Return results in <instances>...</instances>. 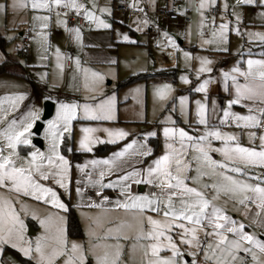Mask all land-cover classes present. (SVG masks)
I'll return each mask as SVG.
<instances>
[{
  "label": "snow or ice",
  "instance_id": "snow-or-ice-1",
  "mask_svg": "<svg viewBox=\"0 0 264 264\" xmlns=\"http://www.w3.org/2000/svg\"><path fill=\"white\" fill-rule=\"evenodd\" d=\"M151 2V0H150ZM218 0H199L196 5V11L201 16V27L204 26V13L208 8H215ZM240 4L259 5L264 7V0H235L233 8ZM131 6V5H130ZM31 8L34 12L41 10L51 13L54 9L64 8L75 10L78 14L83 10V15L86 20L93 21L98 27L108 28L109 24L105 23L100 17L96 16L93 11L88 10L84 3L79 0H12L10 4L0 5V11L7 14L8 10L13 11L20 9ZM97 5L92 4L95 9ZM224 10H227L228 4L225 2L221 5ZM143 11V9H138ZM101 13L108 12L106 7H100ZM182 14V13H181ZM59 15V12L57 13ZM259 15L264 17V11ZM234 18L238 21L240 16L238 13L233 12ZM34 21H39V28L46 29L49 16L34 15ZM223 20V17H222ZM63 23V21H57ZM220 32L213 33V35H220L225 39L226 32L229 30V24L222 22L219 25ZM75 33L76 38H79L80 29H71ZM232 31L238 33L237 28ZM37 37L43 38V46L47 50L46 33L36 32ZM250 38L255 36L264 42V34L262 33H249ZM164 38L167 39L170 45L175 48V41L167 33H164ZM127 39V37H125ZM204 43H209L205 40ZM226 50V49H225ZM57 59L59 60L60 51H56ZM183 56L186 59H191L189 53L184 52ZM45 59L47 57H44ZM200 60V67L197 69L198 73L211 72L212 69L207 65L210 61L207 58H198ZM247 71H241L238 67L231 69L232 73H238L245 78L244 84H236V76H229L225 73L226 79L230 78L236 89L237 98L228 101L229 107L232 104L240 102V98L244 97L255 102L259 99L260 103L264 105V59H248ZM77 69L79 70V60H76ZM61 68L62 65L57 64ZM84 69V88L87 92L95 93L99 90V85L103 80V76L97 72H91ZM184 83L188 80L184 77L181 78ZM208 81L202 82L195 90L197 92H204ZM170 90L169 85H164L158 89L155 95L160 99L166 98L167 92ZM14 106H18L15 102L22 100L23 95H18L10 98ZM182 110L186 101V97L180 98ZM114 97H108L106 100L93 105L88 103L84 104H64L60 103L57 107L56 117L48 121L46 139L50 141L47 147V153L39 150L30 151L26 157L20 156L17 151L18 145H28L30 140L29 130L33 126V122L39 119V109H33L27 112L19 120L7 121L6 128L0 132V138L3 143L0 144V188L9 189L17 194L24 196H31L36 201L52 204L57 209H65V205L60 201L57 192L50 186H47L43 181H48L50 178L53 183L59 185L60 188H67V176L70 162L61 154V140L65 133H71L72 121L76 119L77 113H82L83 118L89 120H112L114 119L113 109ZM198 123L206 124V110L205 105L196 102ZM251 112L252 109H249ZM260 113L264 114V107L259 108ZM232 115L234 121H245L247 127H257L261 121L255 115H238L230 114L229 109L225 108L223 117H220L221 123H225L227 118ZM4 119L0 115V120ZM237 126H241L237 123ZM62 129V130H61ZM98 129L90 127L82 128L84 134L78 141V150L91 151L90 145L97 142L96 138L91 134ZM110 138L122 139L127 133L120 129H103ZM163 134L166 140L171 139L174 142L178 139L179 149L173 148L171 143H166V148H172L171 152H165L157 160L154 161V167L145 170L149 175L156 174V179L159 181L156 187L161 188L166 192L167 199L161 200L158 198L149 199L145 196H129L125 201L117 200L114 204L115 209H124L126 211H133L134 219L136 220V232L133 237L125 234L123 229L130 227L125 221L114 222L108 221L111 227L106 229L103 237H96L95 232H90V242L87 249L83 243L72 241L70 244L65 235L62 220L59 218L61 224L53 227V221L49 217L47 219H40L39 223L45 230V234L38 237L35 241L34 259L36 264H56L57 258H62L63 264H85L86 257L89 253L92 254L95 264H121L123 250L125 245L121 241H128L135 239L139 241H147L146 244H139L140 248L144 249V264H183L182 250L179 245H187L189 254L195 256L196 251H199L202 241L199 238V233L203 232L207 238H212L210 242L204 246V259L200 264H236L240 258L236 253L243 251L246 256L250 255L252 264H264V260L260 258V254H264V241H260L255 235L244 231L245 225L233 220L230 216L226 215L224 210L217 206L214 201H217L221 196L226 197L225 203L228 200H235L237 204L243 205L247 208V202L251 201L255 204L258 210H264V186L260 183L252 184L248 180H264V176L260 174H250L247 169L250 167L264 168V134L259 136L260 149L257 150L253 147L241 146L238 142L233 145L229 141H236L234 135L228 133H221L218 129L206 131L203 135L193 136L189 135L187 131L182 128L165 127ZM148 135H155L149 133ZM251 138L255 139L256 133H250ZM209 138L223 141V146L220 148L211 147ZM185 141L190 142L185 144ZM109 142H115L110 139ZM135 141L126 144L124 148L112 154V157L103 161H90L91 164H103L108 166V169L115 167L117 160L122 157L129 149L135 145ZM187 147L197 152L199 155L196 157L198 161L202 159V165L197 167V175L192 177L194 182H199V179L204 176L212 178L211 183L202 184L201 188L189 187L185 183L187 177L181 178L180 175H173L170 170V164L173 160L177 165V171L181 169L187 171L188 166L181 164L180 156ZM150 149L141 154L147 156L150 154ZM210 151L218 152L222 155V160H213L209 156ZM7 153V154H4ZM19 162V163H18ZM242 165V166H241ZM81 170L83 166L78 165ZM232 173L237 174L236 176ZM100 179L102 180L105 172H100ZM136 175L135 170L132 172H125L119 179L124 181L121 188V195L123 196L127 191L126 181ZM238 177H247L246 179ZM147 179V177H146ZM175 181V183H172ZM140 183L142 181H136ZM151 183V180H148ZM79 183V181H78ZM99 183V181H96ZM112 184H100L101 189L105 187H112ZM212 189L211 199H209L202 189ZM171 189H179V203L180 206L176 207L173 204V197L178 193L171 191ZM251 193V195H248ZM77 194H80V189L77 188ZM99 196L100 193L97 192ZM105 201L108 197L103 198ZM131 201V202H129ZM97 205H89V207H96ZM145 210L160 215L162 213L164 219H154L153 216H145ZM27 214V213H26ZM259 211L257 215H259ZM33 218L37 217L33 215ZM145 220L147 221V230H145ZM187 222L185 224L184 222ZM93 220L92 223H97ZM190 225V226H189ZM211 229L209 231L208 229ZM178 230L179 245L176 243L170 233L173 230ZM24 224L19 219L16 210L12 207V201L0 196V244H11L13 248H17L24 255L29 256L33 253L31 241L24 239ZM225 233H231L233 238H229ZM95 239L96 243L91 240ZM103 240L104 243L100 241ZM113 241L109 243L107 241ZM214 240V243L212 242ZM137 245L129 247L130 255L135 251ZM103 248L102 253H98L97 249ZM167 249L170 252L169 256L158 255L161 249ZM219 252V254H217ZM192 264H197L196 260ZM241 264L244 261L241 260Z\"/></svg>",
  "mask_w": 264,
  "mask_h": 264
},
{
  "label": "crops",
  "instance_id": "crops-1",
  "mask_svg": "<svg viewBox=\"0 0 264 264\" xmlns=\"http://www.w3.org/2000/svg\"><path fill=\"white\" fill-rule=\"evenodd\" d=\"M116 0H79V2L84 3L85 7L93 11L94 14L100 19H102L105 23L109 24L110 27L102 28L98 27L93 21L86 20L83 15V10L78 14L75 10L71 9H64V8H57L54 9L51 13L41 10L39 12H34L30 7L24 9L26 17L24 20H18V30L12 33L10 37V33L7 31L9 29H5L4 37L0 34V37L6 40L5 44L8 41L18 40V45L15 48V52L18 57H22L21 59L25 60V65H21L18 62V59H11V63L9 65L13 66H22L23 69L21 73H14L8 74L7 72L4 74H0V88L2 84L6 81L7 83L15 84L19 86L20 82L23 81L26 84L22 88H16L13 93L18 95H26L27 97H31L32 91H40V86L35 83V79L33 75L37 72V69L43 66V59L45 63H47V69L50 68V64L52 61L51 55H56L57 49L60 51V56L63 58V63L65 61V70L74 68L77 69L76 60H79V67L83 66L84 64H99V63H106L110 65H114V63H118L119 60L124 59L122 55V48L125 46H143L142 44H137V41L134 38L128 42H122L121 34L124 33L123 27L121 28L122 33L117 32V27L115 24H119L114 17L110 18L108 13L112 14L115 10L111 9L112 4L116 3L113 2ZM119 1V0H118ZM127 2L129 5L131 3L137 2V0H122ZM199 0H189V4H181L179 0H172V1H165L164 6L174 10L181 16L189 14L191 12L194 20L195 26L198 28H203L205 25H209L210 27L214 28V25L218 22H227V20L231 17V11L233 10V5L235 4V0H226L228 4L227 10H224L221 5L225 2V0H218L217 6L218 8L217 15H212L211 9L208 8L205 10L204 13V26L201 27V16L196 11V5L198 4ZM97 5L95 9L92 8V4ZM8 4V0H7ZM111 4V6H110ZM240 6L249 7L252 11L250 17H248V24H245V28L240 31L238 37H236L235 42L239 39V43L237 47L231 44L229 41L228 45L221 46L218 50H207V54L209 57L207 59L210 61V64L207 65L212 69L211 72H202L199 75L197 69L191 71L192 74V82L188 85L190 87L177 89L175 96L171 97L168 96L161 103V107L167 103V105L161 115L152 116L150 120L146 122H135L132 116H128L127 112L128 107H124L125 109L121 110L119 120L115 122H107V121H82L76 124L74 127L73 137L71 141V172H72V181L73 183L70 185V194H69V205L78 212L79 210L84 212L85 218L89 223V232H95L98 234V237H103L105 235L106 229L111 227L112 225L108 224L109 220L114 222L125 221L127 224L131 225L130 227H125L123 229L124 233L133 237L136 232V220L134 219L133 211L129 210L126 211L124 209H115L114 204L117 200L123 202L129 196H145L149 199L158 198L161 200L167 199L166 192L163 191L161 188L156 187V184L159 182L155 177L156 174L149 175L148 172L145 170L154 167V161L157 160L161 155H164L165 152H171L172 148H166V143H171L173 148L179 149L180 145L178 139L174 142L171 139L166 140L163 129L165 127L170 128H182L189 133V135L193 136H200L203 135L206 131L212 129H218L222 134L228 133L234 135L237 139L236 141H229L230 145L235 144L238 142L241 146L244 147H253L257 150L260 149V140L259 136L264 134V131L260 130V126H264V114L260 113L259 108L264 107L257 99L255 102L249 100L247 98L241 97L240 102L237 104H232L231 107L228 105V101L236 99L237 93L236 89L233 85L232 79H226L224 74L228 73L229 76L235 75L236 76V84H244L245 78L240 76L238 73H232L231 69L233 67H238L241 71H247V60L248 59H264V42H262L258 37H251L249 33H262L264 34V17L259 15L260 12L264 11V7L259 5L253 4H240ZM100 7H106L109 9L108 12L101 13L99 11ZM59 12V15L57 13ZM71 12L77 16L83 17L82 23L77 22H69L67 20L66 14ZM17 14L18 12H13ZM116 14H119L115 11ZM182 13V14H181ZM34 15H46L49 16L48 22V33H49V49L45 51V56L42 55L43 46V38L37 37L36 32H44L45 29L39 28V21H34ZM127 16V15H126ZM223 17V20H222ZM119 18V17H118ZM63 21V23H57V21ZM128 24L131 26L130 21L131 18L128 17ZM181 20V19H180ZM211 21H214V25L211 26ZM85 22H90V26H86ZM179 23H184L181 20ZM168 27H174V24L166 23ZM188 24V23H187ZM122 25V24H119ZM124 25L126 29L128 26ZM174 25V26H173ZM217 25V24H216ZM215 25V26H216ZM6 28V27H5ZM46 28V29H47ZM79 28L80 34L79 38L77 39L75 33L71 31V29ZM216 31L211 30L210 34L212 40L215 38L216 35H213ZM137 33L133 30H130V35L135 36ZM17 38V39H16ZM231 38V36H230ZM119 39V40H118ZM130 40V39H128ZM131 42V43H130ZM234 43V39H233ZM226 49V50H225ZM23 50V51H21ZM8 54L4 55V61L6 60L5 57ZM44 57H47L46 59ZM67 58V61H66ZM70 58V59H68ZM65 59V60H64ZM127 59H129L127 57ZM3 61V62H4ZM1 62L0 65L3 63ZM44 63V64H45ZM28 70V71H27ZM49 70V69H48ZM81 70V69H80ZM138 72V71H136ZM34 73V74H33ZM196 73V75H194ZM48 78L50 76L49 71L46 73ZM128 74V72H126ZM21 75V76H20ZM23 75V76H22ZM25 76V77H24ZM121 77H126L125 74H121ZM119 76V77H120ZM164 76V75H162ZM153 77L155 81L166 79V77ZM122 79V78H121ZM157 79V80H156ZM205 80L208 81L206 85V90L204 92H197L195 89ZM56 89L60 90V86H54ZM4 90V89H3ZM11 92L4 91L3 95H11ZM186 97L185 104L183 106L180 101V97ZM197 101L205 105L206 110V124L198 123L197 117ZM126 105L128 103L124 102ZM228 108L230 114H238V115H255L260 121V125L257 127H247V122L239 121L236 122L233 120L232 115H230L225 123H221L220 117H223L224 109ZM249 109H252L250 112ZM153 118V119H152ZM239 123L241 126H237ZM90 127L93 129H98L97 131L93 132L91 135L96 138L95 143L90 145L91 151H84L78 150L79 145L78 141L84 135L81 131L82 128ZM120 129L127 133L125 137L122 139H115L110 138L108 134L103 131V129ZM255 132L256 137L255 139L251 138L250 133ZM149 133H155V135H148ZM110 139H114L115 142H109ZM135 141V145L132 149H129L122 157L117 160V164L115 167L108 169V166L103 164H96L93 165L90 163L92 160L96 161H103L105 159H109L112 157V154L120 151L124 148L126 144L132 143ZM211 144L213 148H220L223 146V141L215 140L209 138V141L206 143ZM190 142L185 141V144H189ZM156 145V152L153 151V146ZM108 146V147H107ZM106 147V149H104ZM150 151V154L147 156L137 154L142 153L144 151ZM103 150V151H102ZM96 151H100V153H96ZM209 156L213 160H222L223 157L220 153L215 151H210ZM199 154L191 149V147H187L185 151L181 154V164L187 165V171H177V165L175 160L172 161L170 164V170L173 175H180L181 178L187 177L185 183L189 187H197L201 188L202 184L204 183H211L212 178L208 176L201 177L199 182H194L192 180L193 176L197 175L196 169L197 167L202 165V159L198 161L196 157ZM80 156V157H79ZM78 165L83 166L81 170L78 168ZM242 166V165H241ZM135 170L136 175L134 178L130 177L127 181V191L122 196L121 195V188L124 181L119 179L120 176L124 175L125 172H132ZM104 171L105 175L103 179H100V172ZM250 174H260L264 176V168L259 167H250L247 169ZM232 175L236 176L237 174L232 173ZM147 177V179H146ZM242 179H246L247 177H238ZM148 180L152 182L149 183ZM79 181V183H78ZM99 181V183H96ZM136 181H142L137 183ZM247 182L256 184L260 183L261 186H264V180L257 181V180H248ZM172 183H175L173 181ZM100 184H112V187H100ZM77 188L80 189V194H77ZM206 196L211 199L212 189H202ZM171 191H176L178 195L173 197V204L176 207L180 206L179 200V189H171ZM97 192L100 195H97ZM248 195H251L249 193ZM104 197H108V200H104ZM226 197L221 196V198L217 201H214L217 206L221 207L225 214L230 216L233 220L237 221L238 223H243L245 225L244 231L256 236V238L260 241L264 240V210H258L255 204H252L251 201L247 202V208L243 205H239L236 203L235 200H228L225 203ZM131 202V201H129ZM97 205L96 207H89V205ZM259 211V215L257 212ZM151 215L154 219L163 220L164 217L162 213L157 215V213L150 212L145 210V216ZM93 220H97V223H92ZM187 224V222H184ZM190 226V225H189ZM80 227H82L80 225ZM84 227H82L83 230ZM145 230H147V221L145 220ZM211 231V229H208ZM85 231V229H84ZM178 230H173L170 235L177 234ZM84 233V232H83ZM230 239L233 238L231 233H225ZM199 238L201 239L202 243L206 240H212V238H207L204 236L203 232H200ZM112 243L113 241H107ZM214 243V240L212 241ZM122 244L125 245L123 250L122 259L124 264H144V249L139 247V244H146L147 241H139V243L135 239H129L128 241H121ZM132 245H137L135 251L130 255L129 247ZM188 247L187 245H184ZM180 247L182 252L186 251L183 255L185 256L184 264H192L193 260H196L197 264H200V261L204 259V251H198V254L188 255L187 250L185 247ZM104 249L102 248L101 251L98 253H102ZM257 251V254L260 256L262 260H264V254H260ZM125 254V256H124ZM219 254V252L217 253ZM244 254V253H242ZM241 253H236L237 257L240 258L236 261V264H241V260L244 261V264H252L251 256L247 255V259H243ZM160 256H169L170 252L167 249L162 248ZM246 255V254H245ZM129 261H126V258ZM92 264V259L91 263ZM122 264V262H121Z\"/></svg>",
  "mask_w": 264,
  "mask_h": 264
},
{
  "label": "rangeland",
  "instance_id": "rangeland-1",
  "mask_svg": "<svg viewBox=\"0 0 264 264\" xmlns=\"http://www.w3.org/2000/svg\"><path fill=\"white\" fill-rule=\"evenodd\" d=\"M168 0H137L136 4L131 3L130 7L136 10L138 13L136 15L128 14L121 15L114 13H108L110 18L114 17L115 20L119 22V24H115L117 27V32H121V28L123 27L124 33L121 34L120 41L128 42L134 38L137 41V44H142L143 46H125L122 48V55L124 59L119 60L118 63H114V65L106 64V63H99L97 64H84L83 66L79 67L78 69L72 68L65 70V61L63 63V58L57 59L56 55H51L52 61L50 64V68L47 69V63L43 59V66L42 69H37L35 75H33L35 79V83L40 86V91H32L31 97H27L23 95L22 100H17L15 103L18 106L13 105L12 97H15L12 88L15 90L16 88H22L26 84L21 81L19 86L18 83H7L8 81L2 84L3 88H0V115L4 117V119L0 120V132H2L7 124V121L10 120H19L22 116H24L27 112L33 109H39V119L33 122L32 128L29 130L30 135L28 139L30 143L28 145H18L17 151L19 152L20 156L26 157L28 152L39 150L41 152L47 153V147L50 141L46 139V131H47V124L48 121L53 120L57 115V107L60 103L64 104H84L88 103L90 105H95L106 100L108 97H114L113 100V109H114V119L112 120H89L85 119L82 116V113L78 112L76 119L72 121V131L71 133H65L62 140H61V147L60 151L61 154L65 156V158L70 162V166L68 169V176H67V188H60L59 185L53 183L52 179L50 178L48 181H43L47 186L52 187L56 192L57 196L59 197L60 201L65 205V209L67 208V203H69V194H70V185L73 183L72 181V172H71V141L73 137L74 127L76 124L82 121H107V122H115L120 118L121 110L125 109L124 107H128V116H132L135 122H146L150 120L152 116H159L161 115L162 111L167 108L165 107L167 103L161 107V103L163 102L160 100L156 95V91L161 89L164 85H169L170 90L167 92L166 97L168 96H175L177 89H182L186 87H190L192 82V74L191 71L196 70L197 67L200 66V60L198 58H207L209 57L207 54V50H218L221 46L228 45L229 41L233 46L237 47L239 43V39L235 42L236 37L239 36L240 31L245 28V24H248V17H250L252 11L249 7L244 6H236L231 11V17L227 20L229 24V30L226 32V42L223 37L220 35H216L215 38L212 40L209 38L211 36L210 31L214 30L216 33L220 32L219 25L222 23H214L211 21V26L214 24V28L210 27L209 25H205L203 28H198L194 24L193 16L191 12L186 15H179L175 10L174 12L179 15L180 19L184 21V23H178L177 25L174 24V27H168L167 24L157 16V12L159 8H167L164 6V2ZM172 1V0H169ZM12 0H8V4H10ZM113 2H123L122 0H116ZM185 5L189 4V0L183 1ZM127 3V2H126ZM7 4V0H0V5ZM112 4V3H111ZM110 4V6H111ZM138 9H143V11H139ZM218 10V8H215ZM171 10V9H169ZM212 10V9H211ZM17 14H14L13 10L9 9L7 14L3 11H0V34L3 36L5 29H9L7 32L10 33V37L12 36L13 32L18 30V20H24L26 14L23 13L24 9L16 10ZM233 12L238 13L240 19L237 21L234 16ZM119 17V18H118ZM128 17L131 18L130 25L128 24ZM185 19L189 20V23H185ZM48 24V22H46ZM124 25L128 26V29ZM6 27V28H5ZM233 28L238 29V33L232 31ZM130 30L136 31V35H130ZM46 33L47 38V50L49 49V33L48 28L43 30ZM164 33H167L168 36H171L175 41V48L169 44L167 39L164 38ZM16 34H20L16 32ZM231 36V38H230ZM4 37V36H3ZM127 37V39H125ZM240 38V36H239ZM17 39V38H16ZM130 39V40H128ZM234 39V43H233ZM119 40V39H118ZM207 40L209 43H204ZM18 40L8 41L7 44L1 49L0 48V63L4 60V55L8 54L9 58L18 59L17 61L20 62L21 65H25V60L21 59L22 57H18L15 51V48L18 45ZM131 43V42H130ZM46 50V51H47ZM187 52L190 54L191 59H186L183 56V53ZM42 55L45 56V49L42 50ZM61 57V56H60ZM127 57L129 59H127ZM70 59V58H68ZM65 60V59H64ZM67 61V58H66ZM45 63V64H44ZM62 65L61 68L57 67V64ZM22 66H13L8 65L6 66V71H11L15 73L22 72ZM87 68L91 72L100 73L103 76V80L99 85V90L95 93L87 92L84 88V69ZM81 69V70H80ZM193 69V70H191ZM28 71V70H27ZM49 71V78L47 76V72ZM138 71V72H136ZM128 72V74H126ZM89 73V75H90ZM125 74L126 77H121V74ZM164 75L162 77H166V79H161L160 81L153 80L154 78L148 77L145 81H136L131 82L128 85L123 83H127L132 76L138 74H149L150 76H155L158 74ZM34 74V73H33ZM202 73H199V75ZM196 75V73L194 74ZM120 76V77H119ZM182 77L188 80V83H184L181 79ZM122 78V79H121ZM54 86H60V90L56 89ZM4 89V90H3ZM4 91L11 92V95H3ZM50 102L53 106V111L45 120H42V113L44 109V102ZM128 103L127 105L124 103ZM153 119V118H152ZM41 123V128L38 132L35 131V128L38 123ZM62 130V129H61ZM35 138H40L42 141V148H38L33 144V140ZM3 143L2 138H0V144ZM7 154V153H4ZM19 163V162H18ZM0 196H3L12 201V207L16 210L19 219L23 221L24 224V239L26 241H31L33 253L29 256L24 255L20 252L17 248H13L11 244H0V264H24L19 259H27L30 260L32 263L36 264V260L33 258L35 253V241L38 237L45 234V230L41 227L39 220L40 219H47L51 218L53 221V227H56L61 224L59 218H63L62 226L67 237L66 231V216L65 212L62 209H57L52 204L44 203L42 201H36L31 196H24L23 194H17L14 191H10L9 189L0 188ZM76 214L79 227H81L82 237L81 238H72L67 240L69 244L72 241H76L78 243H83L85 249L88 248L90 242L89 236V223L85 218L84 212L74 209ZM27 213V214H26ZM33 215L37 218L34 219ZM85 229V231H84ZM84 232V233H83ZM98 237V234L96 235ZM174 240L179 245V237L177 234L173 235ZM264 241V240H263ZM92 243H96L95 239L91 240ZM104 243L103 240L100 241ZM183 247L184 245H179ZM185 247V246H184ZM11 250H14L18 255H15ZM102 248H98L97 252L101 251ZM189 255L188 247H185ZM186 251H184L185 253ZM182 252V260L183 264L185 261V256ZM238 253H244L240 251ZM198 254V251H196ZM245 254V253H244ZM199 255V254H198ZM125 256V254H124ZM126 258V257H125ZM92 259V264H95L93 256L91 253L88 254L86 257L85 264H90ZM126 261L129 259L126 258ZM124 264V261H121ZM56 264H63L62 258H57ZM129 264V262H128Z\"/></svg>",
  "mask_w": 264,
  "mask_h": 264
},
{
  "label": "trees",
  "instance_id": "trees-1",
  "mask_svg": "<svg viewBox=\"0 0 264 264\" xmlns=\"http://www.w3.org/2000/svg\"><path fill=\"white\" fill-rule=\"evenodd\" d=\"M5 42H6V40H5ZM5 42L0 37V48L1 49L5 46ZM21 51H23V50H21ZM5 59L6 60L0 65V74H4L6 72L8 74H14L15 72H11V71H6L5 70L6 66H8L9 63H11V59H9L8 56H6ZM161 74L162 73H160L158 75H155V76H150L149 74L148 75L147 74H145V75L144 74H138V75L132 76L127 83L125 82L123 84L128 85L131 82L145 81L148 77H151V78L152 77H159ZM153 148H154L153 151L156 152V150H157L156 145L153 146ZM104 149H106V147ZM96 153H100V151H96ZM64 212H65V216H66V226H65V228H66V231H67V237L69 239H72V238H81L82 237L81 227H79V223H78V220H77V217H76V214L74 212V208L72 207V205H69L67 203V208H66V210H64ZM11 251L15 255H18L14 250H11ZM18 257L22 261V263H24V264H34L30 260H27V259L25 260L23 258L21 259L20 256H18Z\"/></svg>",
  "mask_w": 264,
  "mask_h": 264
},
{
  "label": "built area",
  "instance_id": "built-area-1",
  "mask_svg": "<svg viewBox=\"0 0 264 264\" xmlns=\"http://www.w3.org/2000/svg\"><path fill=\"white\" fill-rule=\"evenodd\" d=\"M181 4H184V0H179ZM111 9L115 10L117 13L121 14V15H128V14H131V15H136L138 12L134 9H132L130 7V5L126 2H118V3H112V6H111ZM217 9H212L211 10V14L212 15H217ZM157 16L158 18H160L161 20H163L164 22L166 23H169V24H174V23H179L181 20H180V17L178 14H176L175 12L167 9V8H159L158 9V12H157ZM66 17H67V20L71 23L73 22H77V23H82L83 22V17L81 16H77L71 12H68L66 14ZM185 23H189V20L188 19H185ZM85 25L86 26H90L91 23L90 22H85ZM260 130L264 131V126H260L259 128ZM210 241L209 240H204L202 245H201V248H200V251L203 252L204 251V246L207 245ZM242 257L243 259H247V256L245 254H242Z\"/></svg>",
  "mask_w": 264,
  "mask_h": 264
},
{
  "label": "water",
  "instance_id": "water-1",
  "mask_svg": "<svg viewBox=\"0 0 264 264\" xmlns=\"http://www.w3.org/2000/svg\"><path fill=\"white\" fill-rule=\"evenodd\" d=\"M44 109H43V113H42V120L47 119L48 117H50L52 111H53V106L50 102H44ZM41 128V123L39 122L35 128V131L38 132L39 129ZM33 144L38 147V148H42V141L40 138H35L33 140Z\"/></svg>",
  "mask_w": 264,
  "mask_h": 264
}]
</instances>
